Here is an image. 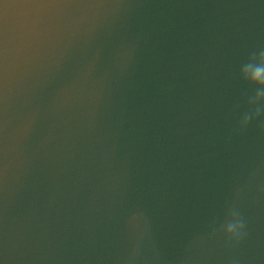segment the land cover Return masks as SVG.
I'll return each mask as SVG.
<instances>
[{"label": "water", "instance_id": "1", "mask_svg": "<svg viewBox=\"0 0 264 264\" xmlns=\"http://www.w3.org/2000/svg\"><path fill=\"white\" fill-rule=\"evenodd\" d=\"M260 49L264 0H0V264H264Z\"/></svg>", "mask_w": 264, "mask_h": 264}, {"label": "clouds", "instance_id": "2", "mask_svg": "<svg viewBox=\"0 0 264 264\" xmlns=\"http://www.w3.org/2000/svg\"><path fill=\"white\" fill-rule=\"evenodd\" d=\"M239 78L242 83L254 89L246 98L247 110L239 122L240 129H246L254 121H260L264 127V49L250 54L240 68ZM228 215V222L222 228L223 236L229 243L238 242L243 238L245 221L234 207L229 208Z\"/></svg>", "mask_w": 264, "mask_h": 264}]
</instances>
